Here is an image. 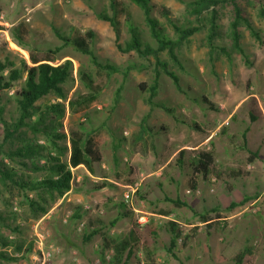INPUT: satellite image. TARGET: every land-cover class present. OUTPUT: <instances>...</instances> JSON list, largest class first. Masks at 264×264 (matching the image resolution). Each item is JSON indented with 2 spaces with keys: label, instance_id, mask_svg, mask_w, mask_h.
<instances>
[{
  "label": "rangeland",
  "instance_id": "374dc122",
  "mask_svg": "<svg viewBox=\"0 0 264 264\" xmlns=\"http://www.w3.org/2000/svg\"><path fill=\"white\" fill-rule=\"evenodd\" d=\"M151 1L155 16L164 23L170 35H173L172 29L166 23L163 12L167 13V17L172 21L180 24L193 21V17L188 16L185 10L186 0ZM117 2L121 11L114 16L119 22V42L122 43L128 37L126 27L128 17L139 24L143 17L142 12L126 0H117ZM108 5L109 0H0V26L2 27L0 49L6 48L14 55H21L28 61L27 52L17 46L9 33L13 27L18 29L17 32L20 35L36 38L37 41L33 42V45L41 49L54 48L61 44L52 27L70 40L77 35L83 36L86 31L91 30L94 33V39L90 44L100 61L112 63L120 68L126 67L129 63L139 64L140 59L134 55H122L116 51L114 30L107 22L96 17V14L103 10L107 11L108 16L113 15ZM256 13L255 7L250 8L252 20L261 31L263 45L259 46L248 31L242 30V43L249 54L251 66H246L240 57L235 56L231 60L218 61L211 69L206 65L208 50L204 44V34L197 32L189 38L183 50V58L189 61L191 67L198 69V74L195 77L183 75L181 78V84L183 89L188 91V96L176 91L167 77H163L160 82L161 90L158 99L172 109L178 120H173L160 109L150 112L149 118L144 120L147 107L143 103L138 85L148 83L150 71L129 74L128 81L123 86L121 102L107 117V111L113 104L115 91L122 84L121 76L115 74L106 80L103 75L97 74L95 82L102 86L98 99L84 109L67 112L64 121V126L71 125L77 128L82 125L87 130L99 129L98 141L102 145L104 160L95 166V173L89 174L81 169L83 176L78 174L75 176V182L80 185L79 190L68 192L63 203L58 200L48 214L38 220L26 219L27 213L19 202V198L10 200L9 194L0 187V210L16 213L15 223L22 229V238L26 244L31 242L34 248L30 260L17 264H100L102 249L100 235L97 234L87 243H84L82 238L86 231H92L93 228L100 230L102 234L105 233L110 239L127 238L132 221L129 217L118 218L115 208L120 204L133 212L138 224L142 225L149 220L158 229V240L151 257L154 264H236L234 258L239 252L244 251V245L249 248L245 258L248 257L250 262L243 264H264V240L261 239L264 236V218L258 211V205L264 204V195L249 208V211L245 212L246 218L240 214L241 220L239 217L225 220L232 213L228 214L212 224L207 236L203 232V224L191 211L192 209L200 213L205 210H199L205 205L204 191L213 189L212 200L214 202L218 200L221 206H227L253 193L256 187L264 186L262 173L264 170V118L245 126L249 129L250 136H254L252 141L248 139L247 145L251 150L259 151L260 159H254L256 167L251 166L254 161L246 167L244 180L241 178L228 180L230 192L223 184L218 183L214 176H211L208 182L194 178L197 187L193 192L189 186L191 175L188 171L177 172L172 182L162 173L166 166L164 159L166 153L173 154L178 144L189 142L192 133L196 132L201 136V126H206L205 115L209 113L199 103L201 96H205L217 106L225 104L228 99L236 104L247 94H255L259 99L264 96V21L259 20ZM202 14H207V11ZM2 53L1 51L0 57ZM65 60L71 61L75 77L69 95L71 96L75 91L86 93L76 72L79 66L87 67L88 58L71 48H64L59 53L56 64ZM260 108L264 116V101ZM8 109L12 107L8 106ZM241 112H244V109L238 114ZM190 123L197 124L198 130L188 127ZM216 123H219L217 118L214 120V124ZM140 126L145 131L140 130ZM117 128L119 130L115 132ZM114 136L122 140L115 156L112 154L110 149L112 143L109 141ZM214 142L218 143L217 140ZM246 156V152L232 150L231 154L216 156L215 166L216 168L220 166L227 172L243 163ZM115 157H118L121 165L139 168L140 174L135 183L134 192L114 184L111 176ZM5 162L9 163L7 160ZM20 172L32 181L42 179L46 175L45 173ZM246 179L250 182H245ZM106 180L113 185L94 190L95 185H100ZM221 188L226 191L222 192ZM125 195L129 197V204L125 202ZM164 196L179 199L187 203L189 208L165 202ZM77 205L83 210L82 220L70 221L72 211ZM87 206L89 209H85ZM115 219L117 221L114 227H110ZM169 221L176 223L182 231V236L187 238L184 246L180 238L177 240L173 249L174 256L166 252L170 239L166 231V223ZM254 225H257L260 231L251 230L250 235H238L244 228L251 229ZM5 234L14 238V235L8 232ZM37 234L43 238L45 248L53 252L51 258L44 263L35 260L37 251L34 241ZM138 251V254L132 255L126 264L146 261L143 250L138 248ZM104 258L107 263L114 261L111 249L105 251ZM123 261L124 258L119 264Z\"/></svg>",
  "mask_w": 264,
  "mask_h": 264
},
{
  "label": "trees",
  "instance_id": "16d2710c",
  "mask_svg": "<svg viewBox=\"0 0 264 264\" xmlns=\"http://www.w3.org/2000/svg\"><path fill=\"white\" fill-rule=\"evenodd\" d=\"M126 1L136 6L142 12L143 18L139 24L128 17L126 21L128 37L122 43L119 42V22L115 17L121 11L117 0H109V10L113 15L108 16L107 11L103 10L97 13L96 17L107 22L114 30L116 51L122 55H134L140 59L139 64L129 63L126 67L120 68L112 63L100 61L90 44L94 39L91 30L70 40L52 27L61 44L54 48L41 49L33 45V42L37 41L36 38L20 35L18 29L13 27L9 33L17 46L27 52L28 61L21 55H14L5 46H3L5 49H0V52H3L0 57V187L9 194L10 200L19 198V202L26 210V219L38 220L47 215L58 200L63 203L68 192L79 190L80 185L75 182V176L77 174L83 176L81 169L94 174L95 166L104 160L102 145L98 141V128L87 130L82 125L77 128L71 125L64 126L67 112L84 109L98 99L102 86L95 82L97 74L103 75L106 80L115 74L121 76L122 84L115 91L107 117L121 102L123 86L128 81L129 74L150 71L148 83L138 85L143 103L148 110L144 120H147L149 113L155 109H160L173 120H178L172 109L158 99L160 82L163 77H167L176 91L188 96V91H185L181 84V78L183 75L195 77L198 74V69L191 67L189 61L183 58V50L192 35L197 32L204 34V44L208 50L206 65L211 69L218 61L231 60L235 56L240 57L246 66H251L249 54L242 43L243 29L248 31L259 46L263 45L261 31L252 20L250 8L255 7L257 18L264 21V0H186L185 10L188 16L193 17L192 22L181 24L174 22L163 12L173 35L167 32L164 23L155 16L151 0ZM204 11H207V14L203 15ZM64 48H71L88 58L87 67L79 66L76 72L79 82L86 91L84 94L75 91L69 95L75 81L72 63L65 60L56 64L58 55ZM248 95L244 103L248 120L250 123L259 122L263 120V111L255 97L252 94ZM199 103L208 111H219V106L205 96L200 97ZM8 106L12 109H8ZM188 127L193 130L199 128L195 123L188 124ZM118 130L117 128L115 132ZM140 130L145 131L142 126ZM219 137L222 143L246 152L245 161L227 172H219L215 166V151L212 145L208 149H181L175 154H165L166 166L162 171L163 175L172 182L177 172L188 171L191 175L189 186L193 192L197 187L194 178L208 182L209 178L214 176L218 183L223 184L230 192L228 180L232 178L244 180L246 167L257 158L258 151L254 152L247 148L246 133L231 136L223 130L220 131ZM121 141L116 136L112 137L110 149L114 156L119 151ZM65 158L67 159L64 160ZM20 171L46 175L42 179L32 181ZM139 174L137 166L121 165L118 157L114 158L111 176L114 184L125 188L133 186ZM112 185L106 180L100 185H95L94 190ZM163 199L174 206L189 208L187 203L179 199L168 196H164ZM253 199L244 198L239 202H231L224 209L214 207L200 213L190 209L194 217L203 224V232L207 236L214 222ZM115 209L118 218H131L132 225L127 238L110 239L105 233L102 234L100 230L93 228L92 231H86L82 241L87 243L97 234L100 235L102 240L100 264H119L123 258L122 264H126L132 255L138 254V248L143 250L146 259L145 262L138 264H154L151 257L157 244L158 229L149 220L142 225L138 224L133 212L122 204ZM82 211L81 206H75L70 221L80 222ZM116 221L117 219L110 227H114ZM15 222V212L0 210V264H17L30 260L34 253L33 244L25 243L22 229ZM166 226L170 236L166 252L174 256L173 249L177 240L180 238L184 246L187 238L182 236V231L176 223L169 221ZM5 232L14 235V238ZM110 249L114 261L107 263L104 255L105 251ZM248 250L246 248L235 256L236 264L250 262L248 257L245 258Z\"/></svg>",
  "mask_w": 264,
  "mask_h": 264
},
{
  "label": "crops",
  "instance_id": "0c3cea01",
  "mask_svg": "<svg viewBox=\"0 0 264 264\" xmlns=\"http://www.w3.org/2000/svg\"><path fill=\"white\" fill-rule=\"evenodd\" d=\"M248 96L249 95L247 94L245 97H243L240 100V102H238L236 104H233L232 101L230 99H228L225 104H221L219 106V111H217V112L209 111V113H207L205 115V119L207 121L206 126H204V127L201 126V129H202L201 136L196 134V132L192 133L190 136L189 142H182V143H180V145L178 144V146H177L178 148L173 154H175L177 151H179L181 149H186V150L200 149V148L208 149L210 147V145H212L214 148V151H215V163H216L217 162L216 156L217 157H219L220 155L225 156L226 153L231 154V151L235 150L234 148H232V147H230V146H228V145H226L220 141V137H219L220 131H223V130H225L231 136H240L242 133H246V144H247L248 139L251 140L252 137H254V136H250L249 129L245 128V126L247 124H252L249 122L248 117H247V111L244 108V103L247 100ZM243 109H244V112H241L240 114H238L239 111H241ZM216 118L219 119L218 124L217 123L214 124V120ZM161 129H163V127H161ZM248 135H249V137H248ZM111 140H112V138L109 139L110 142H111ZM214 140H217L218 143H215ZM256 144L259 146L258 143H256ZM247 148L250 149L248 147V145H247ZM235 151H240V150H235ZM251 151L255 152L258 150H251ZM241 152H244V151H241ZM255 159H257V160L260 159L259 158V151H258V156ZM251 166L256 167V162L254 161L251 164ZM216 169L219 172L224 171V168H221L220 166L217 167ZM72 171H74V170H72ZM262 173L264 174V170ZM245 182H250V180L246 179ZM221 190H222V192L226 191L223 188H221ZM213 192H214L213 189L204 191L205 196H204L203 201H204L205 205H203V207L199 208V210H202V209L209 210V209L214 208V207H219L220 209H224L229 205L228 204L227 206H221L219 204L218 200L214 202L212 200L213 198L211 196L213 194ZM262 195H264V186L262 188L256 187V190L253 193H251L249 195H245L242 198L238 199L236 202H239L244 198H254L253 200H249L248 202H246L244 204V206H242L243 209H240L242 207L238 208V210L235 209L236 211L234 210V212L230 216L226 217L225 220L235 219V218L239 217L240 214H243V217L246 218L247 214L245 212L249 211V208L253 207V205H255L259 201V199L261 198ZM210 202H212L213 204L212 203L209 204ZM258 211H260L261 216L264 218V204L258 205ZM240 220H241V218H240ZM259 229L260 228L257 225H254L253 228H251V229L246 227L243 230H241L238 233V235H241V236L248 235V234L250 235L251 230L260 231ZM263 237L264 236H262L261 239L264 240ZM246 248H248V247L244 245L243 250Z\"/></svg>",
  "mask_w": 264,
  "mask_h": 264
},
{
  "label": "built area",
  "instance_id": "2783aa9c",
  "mask_svg": "<svg viewBox=\"0 0 264 264\" xmlns=\"http://www.w3.org/2000/svg\"><path fill=\"white\" fill-rule=\"evenodd\" d=\"M255 99L258 102V105L261 107L262 102L264 101V96H262L261 99H259L255 94H252ZM264 118V117H263ZM212 181L215 182V179L212 178ZM136 184L134 187L127 186L126 188L130 191L134 192ZM125 202L129 204V197L125 195ZM85 209H89V207H85ZM83 223H81L82 225ZM35 249L37 251V256L35 257V260L40 261L41 263H44L47 259L51 258L53 252L50 249L45 248L43 243V238L40 235H36V239L34 241Z\"/></svg>",
  "mask_w": 264,
  "mask_h": 264
}]
</instances>
